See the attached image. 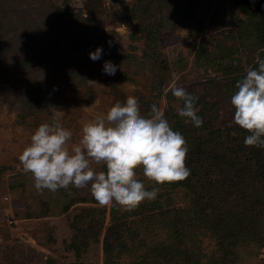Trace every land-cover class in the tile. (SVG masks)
<instances>
[{"label": "rangeland", "instance_id": "1", "mask_svg": "<svg viewBox=\"0 0 264 264\" xmlns=\"http://www.w3.org/2000/svg\"><path fill=\"white\" fill-rule=\"evenodd\" d=\"M243 4L236 0H0V264H105V236L112 225L131 238L138 233L137 243L142 233L147 234L148 244L166 238L165 230L170 240H176L179 237L171 234L179 235V228H184L185 240L171 244L175 250L185 249L180 264H208L214 256L219 264L222 251L214 236L219 208L204 199L195 204L197 195L188 191L200 179L191 189L188 176L157 185L155 199L125 210L119 205L99 207L90 186L37 190L31 173L23 170L18 156L39 124L58 119L72 130L71 145L79 141L84 123L131 99L138 101L142 114L156 103L171 127L187 139L186 146H196V157L186 155L188 168L199 158L203 165L209 152L215 166L233 164L246 171L241 179L247 182L237 181L242 185L239 204L255 222L258 244L249 235L232 253L240 252L235 264H264V183L259 178L264 148L244 144L248 132L232 123L230 103L236 82L249 67L257 66V57L264 58V48H252L264 38V21L260 23L258 15L250 20ZM256 5L264 6V0H256ZM249 22L252 26L247 30ZM97 46H102L103 55L93 61L88 53ZM105 60L120 69L117 75L102 71ZM172 85L194 93L203 120L199 127L177 114L183 101L171 94ZM206 124L208 128L202 126ZM219 129L226 132L211 134ZM92 166L97 174H106V167ZM136 172L146 188L154 186L142 168ZM201 172L203 182L211 183L209 191L231 183L222 172H215V179L205 175H211L209 169ZM167 212L166 219L160 217ZM160 219L166 223L158 224ZM127 243L134 254L124 250L116 264H143L134 241ZM118 251L114 250L115 256Z\"/></svg>", "mask_w": 264, "mask_h": 264}, {"label": "clouds", "instance_id": "2", "mask_svg": "<svg viewBox=\"0 0 264 264\" xmlns=\"http://www.w3.org/2000/svg\"><path fill=\"white\" fill-rule=\"evenodd\" d=\"M88 55L93 61L101 59L102 46ZM256 65L236 82L230 103L234 109L232 123L248 132L244 144L264 148V58L257 57ZM102 71L115 76L120 69L105 60ZM170 91L183 101L177 114L199 127L203 120L197 114L196 97L176 85ZM72 137V130L56 118L39 124L31 134L30 143L18 159L23 170L31 173L37 190L90 186L99 207L119 205L131 210L145 199H155L157 185L182 180L190 174L185 164L186 141L156 103L150 105L148 114H142L138 101L131 99L84 123L79 141L69 145ZM93 164L106 167V174H97ZM137 168L155 182L153 187L146 188L137 179Z\"/></svg>", "mask_w": 264, "mask_h": 264}, {"label": "trees", "instance_id": "3", "mask_svg": "<svg viewBox=\"0 0 264 264\" xmlns=\"http://www.w3.org/2000/svg\"><path fill=\"white\" fill-rule=\"evenodd\" d=\"M236 2H243V9L245 10L246 14L249 15V19H254L257 17H260V23H263V15H264V6L261 5H256V0H236ZM227 23V22H226ZM242 24H245L244 21H242ZM250 25L252 24L249 22L247 23V30L251 29ZM241 27V26H240ZM254 27H256V23L254 24ZM243 31V28L241 29ZM260 37V36H259ZM260 41L263 40L264 38H260ZM256 42L253 44L252 48L254 49H263L261 45L264 46L263 42ZM243 43V42H242ZM243 46L245 44L243 43ZM194 94V93H192ZM195 105L198 104V101L195 100ZM204 128H208V124L202 125ZM226 132L225 130H216L215 132H211V134H218V133H224ZM245 132V131H244ZM184 137V136H183ZM185 141L187 139L184 137ZM237 144V143H236ZM187 145V144H186ZM196 146L192 145L191 147H188V155L192 154V158L196 157V154L193 152L194 148ZM208 154L205 157V161L203 162L202 165V160L195 159L194 163L189 165L190 169V174L188 175V184L187 188L191 187L195 184V181L199 180L196 186L194 185V190H188L192 191V194L194 192V195L196 196L195 204H197L200 200L204 199L207 202H214L216 203V207L219 208V220L217 223L214 224L216 228V232L214 233V236L220 243V251L221 253V259L219 261V264H235L240 261L241 257L240 252L236 251L232 253L233 249H237L241 246L242 242L247 240L246 238L249 235H252L254 238H252L250 241H256L255 243L258 244L257 237L255 235V226L252 223H255L252 219H248V214L246 213V207L244 206L243 203H240V199L242 194H240V188L241 184H238L237 181L242 182V184H245L247 181L244 179H241L243 174L246 173V171L240 172L239 169L235 168V165L230 164L228 168H223L220 166H215L214 164L211 163L210 156L211 153L207 152ZM252 155L253 153L250 152ZM216 158V154H212ZM235 156L234 153L230 154V159H233ZM190 159V163L191 160ZM248 160H251V156L248 155L247 157ZM237 160H240L241 157L238 156L236 158ZM207 161V162H206ZM206 166V167H205ZM211 168V169H210ZM205 169H209L211 171V175L205 174L208 178L210 179H215L216 178V173L218 174L224 173L225 178L231 183H229L227 186L225 185H219V186H214V190L209 191V186L211 183L206 184L203 182V178L201 177V171H204ZM259 178L261 179V182L264 183V166H262L261 170H259ZM186 187V186H185ZM191 194V193H189ZM207 196V198H205ZM246 204V203H245ZM206 205V204H205ZM243 208V211H240L239 208ZM250 208V206H247ZM198 205H196V214L199 215V210L197 209ZM201 210V209H200ZM180 211V210H178ZM169 212L166 214H161L160 217H163L166 219V216ZM113 220H115L118 215L116 214L115 210L113 212ZM180 218V215H179ZM161 221V219L158 221V224H162L163 222L166 223V221ZM186 219H188V215L186 216ZM181 219H179L180 222ZM177 221V217L175 216L173 223ZM169 221H167L168 224ZM172 228V227H171ZM171 228L168 227V229L171 231ZM181 228V227H180ZM179 228V235L175 232L171 235H175L178 239L176 240H170V234L168 230H165V236L166 238H160L157 240H153L151 243L148 244V235L145 233H142L141 235V240L137 243V239L139 238V234H134L131 238L129 234H125L121 230H115V227L112 225L111 228L107 230V234L105 236V249H106V259L107 261L105 264H116V258L119 257L121 253L124 252V250H128L130 254H134L135 250L129 246L127 241L131 239L134 241V247L137 249V251L142 252L143 255V264H180L182 257L185 254V249H178L175 250L171 247V244L174 246H178V240L183 241L181 238L185 240L186 238V233L187 231L184 228ZM125 235V236H124ZM199 235V234H198ZM198 235H196L198 237ZM146 236V238H145ZM135 242L137 244H135ZM143 246V247H142ZM142 247V248H141ZM180 247H183V244H180ZM172 248V249H171ZM185 248V246H184ZM119 249L118 253H116L117 256L114 255V250ZM231 257H236L235 260L231 259ZM217 257H213L212 260L208 264H217ZM237 262V263H238ZM141 264V262L139 263Z\"/></svg>", "mask_w": 264, "mask_h": 264}]
</instances>
